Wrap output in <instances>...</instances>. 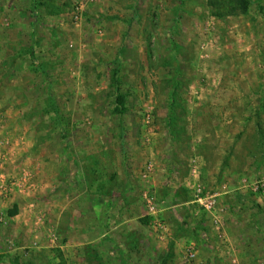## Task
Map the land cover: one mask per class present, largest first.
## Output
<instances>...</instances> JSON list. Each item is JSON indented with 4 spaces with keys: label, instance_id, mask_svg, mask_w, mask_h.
I'll list each match as a JSON object with an SVG mask.
<instances>
[{
    "label": "rangeland",
    "instance_id": "obj_1",
    "mask_svg": "<svg viewBox=\"0 0 264 264\" xmlns=\"http://www.w3.org/2000/svg\"><path fill=\"white\" fill-rule=\"evenodd\" d=\"M246 1L0 0V137L41 163L35 194L0 202V264H189V246L264 264V0ZM27 199L45 222L15 241L45 252L10 254L3 211Z\"/></svg>",
    "mask_w": 264,
    "mask_h": 264
},
{
    "label": "crops",
    "instance_id": "obj_2",
    "mask_svg": "<svg viewBox=\"0 0 264 264\" xmlns=\"http://www.w3.org/2000/svg\"><path fill=\"white\" fill-rule=\"evenodd\" d=\"M13 137H11V138H9L8 136L6 138L0 137V142L4 143V145L2 147V152L4 153L3 154L4 160H6L5 163H4V160H3V163L1 162L0 170L7 173L8 175H17V176L22 175L25 172L32 173L33 174V180H32L33 189L20 193L21 196H29L31 194H35V192L40 189L41 185H39L38 181L41 183V180L39 179L40 170H41L40 169L41 163L38 162V160L36 158H34L33 156L23 154L25 152H23V153L20 152L21 153L20 155H19V152H18V154H16L14 152V147H13L14 146V140H13L14 138ZM5 139H7V140H5ZM9 142H10V145H9ZM5 144H6V146H5ZM23 148H25V147H23ZM30 148L31 147L27 146V148H26L27 151L30 150ZM6 164H7V166H6ZM11 167H12V169H11ZM5 169H6V171H5ZM20 194L14 195L9 201H6V203H13L14 201H16V199L18 198L17 196ZM29 201L27 199L26 202H24L25 203L24 210H26V208H29V210L31 212H35V214H33V216H29L30 218L27 215L25 217V214H23V211L21 210L20 204H18L17 207L15 206V212H16L15 214H10L7 210H5V212L3 211V213H4L3 220L4 221L10 220L14 224V234H13L14 235L13 236L14 241H15V239H19V241H23V240L29 241L28 239H30V234L27 231V227L29 225V222L32 224L33 223L36 224V226L40 225L41 223L43 224L45 222L44 216H40V214L36 215V211H37L36 209H37V207L40 206V204L39 203L36 204L34 202V200H31V199ZM59 217L60 218H58L57 220H55L53 222L55 225H59L61 223L59 221H61L62 214ZM70 226H72V225H70ZM20 230L23 232V234H21L19 232ZM69 232L72 233V231H69ZM49 238H50V241L54 245L52 247H58V248L68 247V245L61 243V241H60L61 236H59V232L55 229V227L53 229L51 228V230L49 232ZM14 241L10 242V244L8 245L9 249L7 252L10 254L20 252V253H23L26 255H28V254L30 255V253L33 251H36L38 253H44L45 252V247H43L42 245H39V243H37V242L31 241L32 245H33V247H32V245L26 246V244L18 246L17 242L16 241L14 242ZM27 245H29V243ZM29 247H31L32 249H29ZM2 254H7V253L3 252Z\"/></svg>",
    "mask_w": 264,
    "mask_h": 264
},
{
    "label": "built area",
    "instance_id": "obj_3",
    "mask_svg": "<svg viewBox=\"0 0 264 264\" xmlns=\"http://www.w3.org/2000/svg\"><path fill=\"white\" fill-rule=\"evenodd\" d=\"M3 145L4 143L0 142V164L4 159V153L2 152ZM32 180L33 174L30 172H25L22 175L17 176L8 175L0 170V202L9 201L14 195L33 189ZM250 187L252 192H261L264 194V180L259 181ZM206 207H212V203H209ZM184 257L189 264H202L198 259V251L195 246L187 247L184 252Z\"/></svg>",
    "mask_w": 264,
    "mask_h": 264
},
{
    "label": "trees",
    "instance_id": "obj_4",
    "mask_svg": "<svg viewBox=\"0 0 264 264\" xmlns=\"http://www.w3.org/2000/svg\"><path fill=\"white\" fill-rule=\"evenodd\" d=\"M239 2L243 5L244 10L246 11L248 9V6L250 5V2H247L246 0H239ZM124 96L119 97V106H120V112L124 113L125 108H124ZM16 212H12V214H15Z\"/></svg>",
    "mask_w": 264,
    "mask_h": 264
}]
</instances>
